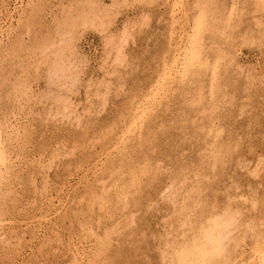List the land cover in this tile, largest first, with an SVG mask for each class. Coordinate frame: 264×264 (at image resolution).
Returning <instances> with one entry per match:
<instances>
[{"label":"rangeland","instance_id":"rangeland-1","mask_svg":"<svg viewBox=\"0 0 264 264\" xmlns=\"http://www.w3.org/2000/svg\"><path fill=\"white\" fill-rule=\"evenodd\" d=\"M91 1L105 11L93 26L80 17ZM199 1L0 0V264H170L190 220L228 208L242 215L238 257L253 261L264 235V0H212L217 33L203 32V62L183 78ZM69 39L75 53L54 55Z\"/></svg>","mask_w":264,"mask_h":264},{"label":"bare ground","instance_id":"bare-ground-1","mask_svg":"<svg viewBox=\"0 0 264 264\" xmlns=\"http://www.w3.org/2000/svg\"><path fill=\"white\" fill-rule=\"evenodd\" d=\"M98 1H100V0H98ZM92 2V1H91ZM228 2V1H227ZM246 2V1H245ZM256 2V1H255ZM104 3V2H103ZM257 3V2H256ZM90 4V3H89ZM100 4V3H99ZM192 4V3H191ZM263 4H264V2H263ZM67 5V4H66ZM185 5V4H184ZM198 5H199V9H200V12H199V14H198V16L195 18V20H194V29H195V32H194V34H192V36H190L191 37V39L190 38H187V39H190V43H189V40H188V43L190 44L189 46H188V48H186L185 50H187L186 51V54L183 56V62H181V64L178 62V64H177V62H176V68L178 69V74H180L181 75V77H186V75H188L190 72H192V71H194L195 70V64H198V63H202L203 62V51H202V49H200V43H201V40L203 39V32L204 31H209L212 35H215L217 32L215 31L216 30V28H215V25H214V23H213V16H214V14H215V11H216V8H215V6H214V4H213V2H212V0H201V1H199V3H198ZM261 5V4H260ZM70 6V5H69ZM89 6V5H88ZM90 6H91V9H92V11H91V9H90V11L91 12H89V13H87L88 15H90V14H93V16L91 15V16H88V15H85V14H81V18H82V15H84L83 16V18L81 19V21H82V23L83 24H88L89 26L90 25H92L93 26V24L96 22V21H98V18L100 17V19L102 18L101 17V13H102V11H104V9L102 10V9H99V8H97V7H95V4L92 2V5L90 4ZM31 7V6H30ZM175 7V6H174ZM234 7V6H233ZM36 8V7H35ZM100 8H102V7H100ZM106 8V7H105ZM187 8V7H186ZM258 8V7H257ZM175 9V8H174ZM179 9H181V7H179ZM259 9V8H258ZM33 10V9H32ZM106 10H108V9H106ZM233 9L231 8V11H232ZM262 10V9H261ZM176 11H178V9L176 10ZM180 11V10H179ZM182 11H184V10H182ZM235 11H237L236 9H235ZM37 12V11H36ZM36 12H35V14H36ZM105 12V11H104ZM109 12H111V11H109ZM175 12V11H174ZM31 13H34V11H32ZM79 14V13H78ZM106 14H108V12H106ZM224 14V13H223ZM231 15H233L232 13H230ZM72 15V14H71ZM109 15H110V13H109ZM174 15V14H173ZM231 15H229V16H231ZM31 16V15H30ZM32 16H34V14L32 15ZM103 16V15H102ZM113 16V15H112ZM175 16V15H174ZM177 16V15H176ZM196 16V15H195ZM222 16V15H221ZM239 16V15H238ZM13 17V16H12ZM29 17V16H28ZM70 16H68V18H69ZM104 17V16H103ZM216 17V16H215ZM34 18V17H33ZM194 18V17H193ZM223 18V17H222ZM104 19H106V17L104 18ZM103 19V20H104ZM111 19V18H110ZM110 19H108V20H110ZM68 20V19H67ZM107 20V19H106ZM106 20H104V22H102V23H104V25H105V23H106ZM147 20V19H146ZM231 20V19H230ZM229 20V21H230ZM232 21V20H231ZM66 21H64L63 23H65ZM111 22V21H110ZM109 21H108V24L110 23ZM224 22V21H223ZM227 22V20L225 21V23ZM29 23H30V21H29ZM67 23H68V21H67ZM67 23H65V24H67ZM76 23V22H75ZM98 23V22H97ZM96 23V24H97ZM259 23V22H258ZM72 24V25H71ZM80 24H81V22H80ZM95 24V25H96ZM57 25V24H56ZM64 25V24H63ZM68 25H69V23H68ZM68 25H66V26H68ZM82 25V24H81ZM94 25V26H95ZM102 25V24H101ZM256 25V24H255ZM30 26V25H29ZM98 26H99V24H98ZM103 26V25H102ZM106 26V25H105ZM193 26V25H192ZM60 27H62V26H60ZM60 27H58V28H60ZM70 28H74L75 26H74V22H70V26H69ZM97 27V26H96ZM99 27H101V26H99ZM224 27V26H223ZM63 28V27H62ZM94 28V27H93ZM235 28H236V26H235ZM181 29V28H180ZM193 29V30H194ZM230 29V28H229ZM59 30V29H58ZM66 30V29H65ZM183 30V29H182ZM60 32H61V35H62V33L64 32L63 30V32L61 31V30H59ZM68 31V30H67ZM73 31V30H72ZM184 31V30H183ZM220 31V30H219ZM125 32H126V30H125ZM182 32V31H181ZM221 32V31H220ZM259 32V31H258ZM257 32V33H258ZM65 33V32H64ZM63 33V34H64ZM73 32H71V34H72ZM183 33V32H182ZM187 33V32H186ZM222 33V32H221ZM225 33V32H224ZM66 34V33H65ZM231 34H232V32H231ZM56 35H58L57 33H56ZM129 35V34H128ZM183 35V34H182ZM222 35V34H221ZM226 35V34H225ZM63 36H65V35H63ZM72 36V35H71ZM206 36V35H205ZM209 36V35H208ZM207 36V37H208ZM217 36L219 37L220 35H218L217 34ZM56 37V36H55ZM73 37V36H72ZM125 37V36H124ZM181 37V39L183 38V36H180ZM211 37V36H210ZM64 38V37H63ZM66 38V37H65ZM123 38V37H122ZM129 38V37H128ZM219 38H222V37H219ZM47 39V38H46ZM49 39V38H48ZM51 39V38H50ZM52 39H54V38H52ZM55 39H57V38H55ZM55 39H54V41H55ZM178 39V38H177ZM186 39V38H185ZM185 39L183 40L184 41V43H186L185 42ZM216 39V38H215ZM68 40V39H67ZM72 40V39H71ZM70 39H69V41L68 42H66L65 44H63L64 46H58L57 48H56V50L57 49H60L59 51H56V52H58V53H54V55L55 54H57V55H61V57H62V55H63V53H64V51L65 50H69L70 52H74V49H72V47H73V43H72V41H71ZM115 40V39H114ZM222 40V39H221ZM220 40V41H221ZM45 41V40H44ZM47 41H49V40H47ZM51 41V40H50ZM61 41V36H60V38H59V42ZM64 42L66 41V40H63ZM112 42H115V41H113V40H111ZM180 41V40H179ZM182 41V42H183ZM203 41V40H202ZM209 41H211L210 39H209ZM217 42H218V39L216 40ZM242 41V40H241ZM121 42V41H120ZM213 42V41H212ZM47 43V42H46ZM116 43H118V42H116ZM123 42H121V43H119V44H122ZM207 43H210V42H208L207 41ZM207 43H206V45H207ZM220 43V42H219ZM222 44H223V42H221ZM15 44V43H14ZM53 44V43H52ZM179 44V43H178ZM181 44H183V43H181ZM205 44V43H204ZM214 44V43H213ZM36 45V44H35ZM51 45V44H50ZM54 45V44H53ZM111 45V44H110ZM203 45V44H202ZM215 45H217V44H215ZM214 45V46H215ZM39 46H40V44H39ZM44 46V45H43ZM49 46V45H48ZM56 46V45H55ZM115 46L116 47H118L116 44H115ZM114 46V48L116 49V47ZM211 46H213V45H211ZM218 46H222L221 44L220 45H218ZM42 47V46H41ZM59 47H61V48H59ZM184 47V46H183ZM216 47V49H217V46H215ZM223 47V46H222ZM225 47V46H224ZM231 47V46H230ZM242 47V46H241ZM17 48V47H16ZM34 48V47H33ZM42 48H45V47H42ZM46 48H47V46H46ZM50 48V47H49ZM122 49H124L123 47H121ZM35 49V48H34ZM37 49V48H36ZM41 49V48H40ZM213 49H215V48H213ZM224 49V48H223ZM227 49V48H226ZM118 50V53L119 54H116V55H118V58H119V61H120V54H121V52L123 51V50H121L120 48H117L116 49V51ZM182 50V49H181ZM211 50V49H210ZM10 51V50H9ZM213 51V50H212ZM226 51H228V50H226ZM230 51V50H229ZM54 52V51H53ZM69 52V53H70ZM79 52V51H78ZM183 52V51H182ZM185 52V51H184ZM206 52V51H205ZM225 52V51H224ZM224 52H222V54L221 55H223L224 54ZM71 53V54H72ZM75 53V52H74ZM123 53V52H122ZM208 53V52H207ZM214 53H215V50H214ZM220 53H221V51H220ZM219 52L217 53V54H220ZM228 53H230V52H228ZM65 54V53H64ZM107 54V53H106ZM212 54V53H211ZM216 54V53H215ZM179 55V54H178ZM182 55V54H181ZM227 55V54H226ZM231 56L233 55V54H230ZM74 56V55H73ZM72 55H70V57H73ZM174 56H176V54L174 55ZM228 56V55H227ZM235 56V55H234ZM234 56H233V58H234ZM60 57V56H59ZM121 57H123V56H121ZM223 57V56H222ZM235 57H237V56H235ZM49 58V57H48ZM56 58H57V56H56ZM109 58V57H108ZM118 58H117V61H118ZM177 58V57H176ZM232 58V57H231ZM60 59V58H59ZM78 59V58H77ZM124 59V58H123ZM53 60V59H52ZM54 60H56V59H54ZM64 60V59H63ZM75 60V59H74ZM85 60V59H84ZM174 60V59H173ZM226 60H227V58H226ZM58 61V60H57ZM57 61L56 62H54L53 61V63H55V65H54V68L51 66V68H53V70H54V73L55 74H58V72L60 71V75L64 72V71H67V72H69L70 70H69V68H67V69H65L64 70V66L62 67V65L60 64V63H57ZM178 61V60H177ZM223 61H225V60H223ZM229 61V60H228ZM227 61V62H228ZM104 62V61H103ZM210 62V61H209ZM212 62V61H211ZM69 63V62H68ZM174 63H175V61H174ZM214 63V62H213ZM216 63V62H215ZM218 63V62H217ZM220 63V62H219ZM229 63V62H228ZM228 63H227V65H228ZM233 63V62H232ZM235 63H236V61H235ZM50 64V63H49ZM63 64V63H62ZM73 64V63H72ZM205 64V63H204ZM221 64V63H220ZM226 64V63H225ZM237 64V63H236ZM64 65H65V63H64ZM71 65V64H70ZM69 65V66H70ZM122 65V64H121ZM175 65V64H174ZM207 64H205V67H207L206 66ZM217 65V64H216ZM231 65V64H230ZM16 66V65H15ZM178 66V67H177ZM201 66H202V64H201ZM71 67H72V65H71ZM70 67V68H71ZM197 67H198V65H197ZM200 67V66H199ZM198 67V68H199ZM218 67V66H217ZM50 68V69H51ZM173 68V67H172ZM171 68V69H172ZM203 68H204V66H203ZM215 68V67H214ZM245 68V67H244ZM72 69V68H71ZM75 69V68H74ZM69 70V71H68ZM217 70V69H216ZM63 71V72H62ZM75 71V70H74ZM170 71V70H169ZM172 71H174V70H172ZM198 71H200V70H198ZM213 71H214V74L216 75V73L215 72H217V71H215V69H213ZM66 72V73H67ZM76 72V71H75ZM51 73H53V72H51ZM70 73V72H69ZM174 73H176V71L175 72H173V74ZM213 73V72H212ZM76 74V73H75ZM195 74V73H194ZM200 74V73H199ZM214 74H212V76L215 78V75ZM242 74V73H241ZM59 75V74H58ZM59 75V76H60ZM65 75V74H64ZM66 75H68V74H66ZM71 75H73V72H72V70H71V73H70V76ZM169 75V74H168ZM192 75V74H191ZM55 77H56V75H54ZM63 76V75H62ZM77 76V75H76ZM76 76L74 75L73 76V81L75 82V83H77L79 80H78V77H77V79H76ZM172 76V75H171ZM170 76V77H171ZM174 76V75H173ZM53 77V76H52ZM64 77H67V76H64ZM168 77V76H167ZM175 77V76H174ZM68 78V77H67ZM72 78V77H71ZM71 78H69V79H71ZM169 78V77H168ZM172 78V77H171ZM175 78H177V77H175ZM62 79V77L60 78V79H58L59 81ZM75 79V80H74ZM63 80V79H62ZM68 80V79H67ZM174 80V79H173ZM212 80H213V78H212ZM18 81V80H17ZM56 81V80H55ZM58 81V82H59ZM66 81V80H65ZM68 81H72V79L71 80H68ZM67 81V82H68ZM176 81V80H175ZM181 81V80H180ZM214 81V80H213ZM16 82V81H15ZM20 83H19V85L17 84V89H19V88H21V83H23V82H21V80L19 81ZM28 82V81H27ZM62 82V81H61ZM72 83V86L73 85H75V83ZM215 82V81H214ZM213 82V83H214ZM18 83V82H17ZM26 83V82H25ZM94 83V82H93ZM196 83V82H195ZM215 83H217V82H215ZM253 83V82H252ZM13 84V83H12ZM70 84V83H69ZM184 84V83H183ZM213 85V84H212ZM211 85V86H212ZM220 85V84H219ZM28 86V85H27ZM216 86V85H215ZM214 86V87H215ZM16 88V87H15ZM210 88H212V87H210ZM202 88H200L199 90H201ZM15 90V89H14ZM20 90V89H19ZM22 90H23V88H22ZM26 90V89H25ZM24 90V91H25ZM220 91V90H219ZM211 92H212V90H211ZM60 94V93H59ZM202 94V93H201ZM22 95V94H21ZM69 96V95H68ZM106 96V95H105ZM203 96V95H202ZM223 96V95H222ZM57 97V96H56ZM65 97V96H64ZM96 97V96H95ZM199 98H200V96H198ZM58 98H60V97H58ZM69 98V100H70V97H68ZM62 100V99H61ZM60 100V101H61ZM196 100V99H195ZM200 100H201V98H200ZM211 100V99H210ZM234 100V99H233ZM57 101V100H56ZM63 101V100H62ZM61 101V102H62ZM67 100H64V108H68V107H70L71 108V106H68V104H70V103H68V102H66ZM74 101V100H73ZM225 101V100H224ZM245 102V101H244ZM58 103V102H57ZM229 104V103H228ZM235 105V104H234ZM58 107V106H57ZM60 107V106H59ZM233 107V106H232ZM52 108V107H51ZM198 108V107H197ZM215 110V109H214ZM63 111V110H62ZM62 111H61V114H62ZM73 111V110H72ZM74 111H75V109H74ZM56 112H59V111H57L56 110ZM64 112V111H63ZM76 112V111H75ZM239 112V111H238ZM65 113V112H64ZM144 113V112H143ZM208 113V112H207ZM241 113V112H240ZM67 114H69L68 112H67ZM66 115V114H65ZM142 115H144V114H142ZM243 115V114H242ZM64 116V115H63ZM77 116H78V114H77ZM77 116H76V118H77ZM126 116V115H125ZM208 118V117H207ZM69 119H71V118H69ZM74 119V118H73ZM217 119V118H216ZM77 120H78V118H77ZM201 121V120H200ZM219 121V120H218ZM237 123V122H236ZM130 124V123H129ZM215 124V123H214ZM219 124V123H218ZM217 127V126H216ZM218 129H219V127H218ZM222 129V128H221ZM130 130V129H129ZM201 130H203V129H201ZM220 130V129H219ZM5 131V130H4ZM133 131V130H132ZM204 131V130H203ZM218 131V130H217ZM216 132V131H215ZM220 132V131H219ZM221 132H222V130H221ZM125 133V132H124ZM128 133V132H127ZM210 133H212V132H210ZM214 133V132H213ZM215 136H217V135H215ZM219 137H220V135H218ZM208 137V136H207ZM218 137V138H219ZM199 138V137H198ZM216 138V137H215ZM218 138H216V139H218ZM227 138V137H226ZM217 141V140H216ZM219 141V140H218ZM216 143V142H215ZM222 144V143H221ZM220 145V144H219ZM218 145V146H219ZM230 146V145H229ZM117 149V148H116ZM222 148L220 147V150H221ZM215 150H216V146H215ZM219 150V149H218ZM2 151H3V149L1 148V143H0V179H2V174H3V169H2V163L4 164V158H3V153H2ZM207 152V151H206ZM209 152V151H208ZM212 152V151H211ZM213 152H215V151H213ZM210 153V152H209ZM208 153V154H209ZM235 153V152H234ZM213 154V153H212ZM215 154V153H214ZM218 155H221V154H218ZM210 156V155H209ZM213 157V156H212ZM217 158V157H216ZM219 158V157H218ZM214 159V158H213ZM240 159V158H239ZM241 160V159H240ZM217 161H218V159H217ZM221 161V160H220ZM11 162V161H10ZM263 162V161H262ZM9 164V163H8ZM147 164V163H146ZM148 165V164H147ZM136 166V165H135ZM254 168V167H253ZM263 168V167H262ZM146 170V169H145ZM257 171H258V168L256 169ZM10 171V170H9ZM12 171V170H11ZM135 171H137V169L135 170ZM134 171V172H135ZM139 171V170H138ZM132 172H133V170H132ZM148 172V171H147ZM146 171H145V173H147ZM251 172H255V173H257L256 171H251ZM261 172V171H260ZM140 173V172H139ZM139 173L138 172H136L134 175H133V183H134V185L136 184V183H138V181L140 180V178H139ZM142 173H144V172H142ZM141 173V174H142ZM195 173V172H194ZM260 174V173H259ZM145 175V174H144ZM143 175V176H144ZM217 176V175H216ZM141 177V176H140ZM173 178V177H172ZM200 178V177H199ZM4 179V178H3ZM2 179V180H3ZM174 179V178H173ZM178 179V178H177ZM191 179V178H190ZM193 179V178H192ZM208 179V178H207ZM176 180V179H175ZM174 180V181H175ZM132 181V180H131ZM177 181V180H176ZM195 181V180H194ZM179 182V181H178ZM130 183H132V182H128V184H130ZM175 183V182H174ZM123 185V184H122ZM180 185V184H179ZM45 186V185H44ZM171 186V185H170ZM126 187V186H125ZM168 187V186H167ZM172 187V186H171ZM121 188V187H120ZM170 188V187H169ZM182 188V187H181ZM194 188V187H193ZM45 189V188H44ZM129 189V188H128ZM204 189V188H203ZM122 191H123V188L121 189ZM130 190V189H129ZM166 190H167V188H166ZM190 190V189H189ZM193 190V189H192ZM62 191V190H61ZM173 191V190H172ZM206 191V190H205ZM128 192H130V191H128ZM127 192V193H128ZM136 192V191H135ZM174 192V191H173ZM180 192V191H179ZM192 192V191H191ZM190 192V193H191ZM196 192V191H195ZM198 192V191H197ZM172 193V192H171ZM184 193V192H183ZM183 193H181V194H183ZM122 194V193H121ZM173 194V193H172ZM197 194V193H196ZM201 194V193H200ZM239 194V193H238ZM123 195V194H122ZM122 195H120V196H122ZM125 196V195H124ZM132 196V195H131ZM187 196H188V194H187ZM240 196H241V193H240ZM239 196V197H240ZM243 196V195H242ZM231 197V196H230ZM236 197V196H235ZM120 198V197H119ZM197 198H198V195H197ZM207 198V197H206ZM233 198H234V195H233ZM237 198V197H236ZM125 199V198H124ZM174 199V198H173ZM182 199V198H181ZM185 199V198H184ZM241 199V198H240ZM244 199V198H243ZM101 200V199H100ZM126 200V199H125ZM189 200V199H188ZM191 200H192V198H191ZM198 200H199V198H198ZM245 200V199H244ZM247 200V199H246ZM249 200V199H248ZM176 201V200H175ZM233 201V200H232ZM250 201V200H249ZM248 201V202H249ZM252 201V200H251ZM195 202V201H194ZM193 202V203H194ZM212 202V201H211ZM230 202V201H229ZM234 202V201H233ZM232 202V203H233ZM237 202H238V200H237ZM103 203H105V202H103ZM108 203V202H107ZM173 203V202H172ZM186 203H187V201H186ZM202 203V202H201ZM214 203V202H213ZM228 204V203H227ZM253 204V203H252ZM104 205V204H103ZM181 205V204H180ZM188 205V204H187ZM196 204H194V206H195ZM213 205V204H212ZM208 206H209V204H208ZM214 206V205H213ZM255 206V205H254ZM253 206V207H254ZM257 206V205H256ZM105 207V206H104ZM180 207V206H179ZM186 207V206H185ZM190 207V206H189ZM211 207V206H210ZM233 207H234V205H233ZM182 208V207H181ZM256 207H254V209H255ZM186 209H188L187 207H186ZM217 209V208H216ZM241 209V208H240ZM174 210V209H173ZM239 210V209H238ZM237 209H232V208H228V209H226V210H224V211H222V212H220V211H214L213 210V212L212 213H210L207 217H205V218H203L202 220H200L199 222H196V221H192V220H190L188 223H189V225H190V228H191V230H192V233L190 234V235H188V236H185V238H184V240L183 241H181V242H179L178 244H173V247H172V250H171V252H170V256H168L169 257V262H170V264H245V262H244V260H245V258H239L238 257V255L240 254H238L237 252H236V249H237V247L239 246V239L238 238H240V237H238V235H237V232L239 231H241L240 230V228H241V216H240V212L238 211ZM246 210V209H245ZM188 212H190V211H188ZM243 213H244V211H243ZM184 214V213H183ZM193 214V213H192ZM191 214V215H192ZM189 215V214H188ZM187 215V216H188ZM246 216V215H245ZM130 219V218H129ZM132 219H133V217H132ZM188 219H190V218H188ZM263 221H264V219H262ZM262 220H260V221H262ZM248 221V220H247ZM259 221V222H260ZM262 221V222H263ZM258 222V221H257ZM258 222V224H260L261 225V223H259ZM183 223H185V222H183ZM243 223H244V221H243ZM251 223V222H250ZM256 223V222H255ZM186 224V223H185ZM252 224V223H251ZM251 224H249V225H251ZM257 224V223H256ZM263 224V223H262ZM246 227H247V225L246 224H244ZM243 225V226H244ZM253 225H255V224H253ZM252 225V226H253ZM181 226H183L182 224H181ZM263 225H261V227H262ZM114 227V226H113ZM173 227V226H172ZM255 227V226H254ZM259 227V226H258ZM185 228H187V226L185 227ZM248 228V227H247ZM253 228V227H252ZM251 227L249 228V231H251V229H252ZM256 228V227H255ZM255 228H253V230H255ZM188 229V228H187ZM124 230V229H123ZM189 230V229H188ZM246 230V229H245ZM259 230V229H258ZM112 231V230H111ZM248 231V232H249ZM242 232V231H241ZM262 232V230L261 231H259L258 233H261ZM112 233V232H111ZM254 233V232H253ZM256 233V232H255ZM258 233H256V235H258ZM105 234V233H104ZM241 234V233H240ZM242 234H244V233H242ZM241 234V235H242ZM246 235H245V237L247 236V233H245ZM262 234V233H261ZM261 234L260 235H258V236H260L259 238H258V236H257V238L259 239L258 241L256 240V242H253V243H255V245H254V256H255V258H253L252 257V259H253V261L252 262H249V263H247L246 262V264H264V245H263V241H262V236H264V235H262L261 236ZM116 235V234H115ZM240 235V236H241ZM249 235V234H248ZM179 236V235H178ZM103 237V236H102ZM181 237V236H180ZM184 237V236H183ZM243 237V236H242ZM251 238H253L252 236H250ZM145 238V237H144ZM108 236L106 237V238H99L97 241H98V243H97V248H98V251L96 252L97 254L96 255H94V257H93V259H98V257H100V256H102L101 254L103 253V251L104 250H106V248H107V246L109 245L108 244ZM255 239V238H254ZM253 239V240H254ZM242 240V239H241ZM244 240V239H243ZM242 240V241H243ZM264 240V239H263ZM9 241V240H8ZM96 241V242H97ZM222 241V243H220ZM246 240H244L242 243H244ZM118 242V241H117ZM6 243V242H5ZM251 244V245H252ZM243 245V244H242ZM244 245H246V244H244ZM167 247V246H166ZM171 247V246H170ZM96 248V249H97ZM238 248H240V247H238ZM95 248H94V250H96ZM168 249V248H167ZM241 249V248H240ZM253 249V248H252ZM169 250V249H168ZM246 250V249H245ZM110 251V250H109ZM93 252V251H92ZM107 252V251H106ZM166 252V251H165ZM247 252H248V250H247ZM95 253V252H94ZM109 253V252H108ZM241 253H242V251H241ZM246 253V252H245ZM244 253V254H245ZM167 254V253H166ZM92 255V254H91ZM90 255V256H91ZM104 255V254H103ZM246 255H249V254H246ZM251 255V254H250ZM249 255V256H250ZM253 255V254H252ZM121 257V256H120ZM241 257H242V255H241ZM79 258V257H78ZM247 258H251V257H248L247 256ZM78 260V259H77ZM81 260V259H80ZM80 260H78V261H80ZM90 260V259H89ZM106 260V259H105ZM249 261H250V259H248ZM77 261V262H78ZM96 261V260H95ZM77 262H75L74 261V263H72V264H80L79 262L77 263ZM89 263H91V264H93L92 262H89ZM95 263V262H94ZM96 263H97V261H96ZM95 263V264H96ZM102 264H103V262H102ZM106 264V263H105Z\"/></svg>","mask_w":264,"mask_h":264},{"label":"clouds","instance_id":"clouds-1","mask_svg":"<svg viewBox=\"0 0 264 264\" xmlns=\"http://www.w3.org/2000/svg\"><path fill=\"white\" fill-rule=\"evenodd\" d=\"M220 243H222V241Z\"/></svg>","mask_w":264,"mask_h":264}]
</instances>
